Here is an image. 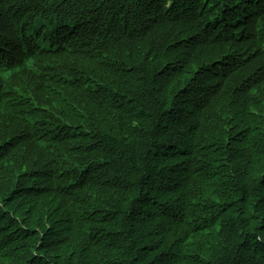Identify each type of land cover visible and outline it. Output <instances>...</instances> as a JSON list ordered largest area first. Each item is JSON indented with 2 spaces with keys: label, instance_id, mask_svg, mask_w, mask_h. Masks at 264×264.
<instances>
[{
  "label": "trees",
  "instance_id": "obj_1",
  "mask_svg": "<svg viewBox=\"0 0 264 264\" xmlns=\"http://www.w3.org/2000/svg\"><path fill=\"white\" fill-rule=\"evenodd\" d=\"M0 264H264V0H0Z\"/></svg>",
  "mask_w": 264,
  "mask_h": 264
},
{
  "label": "rangeland",
  "instance_id": "obj_2",
  "mask_svg": "<svg viewBox=\"0 0 264 264\" xmlns=\"http://www.w3.org/2000/svg\"><path fill=\"white\" fill-rule=\"evenodd\" d=\"M231 15H232V14H228V17H230ZM229 62L232 63L233 61L230 60ZM235 62H239V60H236ZM228 64H229V63H228ZM228 64H227L226 67H225V68H226V71H230V70H231V67H230ZM195 93H196V92H195ZM207 93H208V92H207ZM213 94H218V91H216V90L213 91ZM208 95H209V96H207V97H209V98H212V96H213L210 92L208 93ZM203 97H206V95H203ZM189 113H191V111H189Z\"/></svg>",
  "mask_w": 264,
  "mask_h": 264
}]
</instances>
